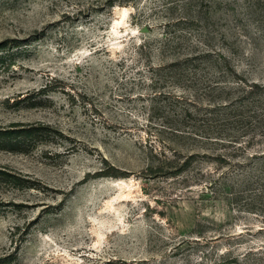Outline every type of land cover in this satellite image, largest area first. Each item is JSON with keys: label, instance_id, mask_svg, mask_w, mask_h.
Segmentation results:
<instances>
[{"label": "rangeland", "instance_id": "374dc122", "mask_svg": "<svg viewBox=\"0 0 264 264\" xmlns=\"http://www.w3.org/2000/svg\"><path fill=\"white\" fill-rule=\"evenodd\" d=\"M1 131L0 264H264V0H0Z\"/></svg>", "mask_w": 264, "mask_h": 264}, {"label": "trees", "instance_id": "16d2710c", "mask_svg": "<svg viewBox=\"0 0 264 264\" xmlns=\"http://www.w3.org/2000/svg\"><path fill=\"white\" fill-rule=\"evenodd\" d=\"M32 131L30 130H25V132H23L21 135L22 136H28L31 134ZM14 135V132L13 133H4V132H0V137H10V136H13ZM224 252V251H223ZM227 257V256H226ZM219 262V263H218ZM217 264H228L230 262V259H223L222 261H218Z\"/></svg>", "mask_w": 264, "mask_h": 264}]
</instances>
